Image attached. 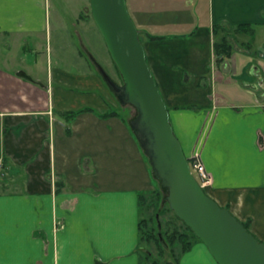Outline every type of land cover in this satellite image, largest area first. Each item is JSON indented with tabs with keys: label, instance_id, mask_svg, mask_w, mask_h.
Masks as SVG:
<instances>
[{
	"label": "crops",
	"instance_id": "crops-1",
	"mask_svg": "<svg viewBox=\"0 0 264 264\" xmlns=\"http://www.w3.org/2000/svg\"><path fill=\"white\" fill-rule=\"evenodd\" d=\"M128 3L174 131L187 157L200 151L212 175L207 193L264 241V0ZM43 7V0H0V36L36 41ZM242 24L253 31H238ZM226 35L234 50L219 64L215 43ZM86 63V73L59 66L46 82L15 70L48 93L0 111L7 264L142 262L140 195L156 180L126 118L110 107L115 97L93 58ZM106 168L109 181L100 178ZM178 264L219 263L195 240Z\"/></svg>",
	"mask_w": 264,
	"mask_h": 264
},
{
	"label": "water",
	"instance_id": "water-1",
	"mask_svg": "<svg viewBox=\"0 0 264 264\" xmlns=\"http://www.w3.org/2000/svg\"><path fill=\"white\" fill-rule=\"evenodd\" d=\"M90 7L123 83L116 81L94 57L93 60L119 101L136 107L130 126L149 159L153 175L167 188L170 208L206 244L219 264H264V241L210 196L193 173L127 0H90ZM19 75L33 79L23 70ZM160 238L166 245L161 232Z\"/></svg>",
	"mask_w": 264,
	"mask_h": 264
},
{
	"label": "rangeland",
	"instance_id": "rangeland-1",
	"mask_svg": "<svg viewBox=\"0 0 264 264\" xmlns=\"http://www.w3.org/2000/svg\"><path fill=\"white\" fill-rule=\"evenodd\" d=\"M43 2L46 25L43 31L37 35L36 41L30 40L29 37L26 40L24 34L0 36V111L14 108L15 106L12 104L26 107L33 97L48 93V91L40 89L44 88L41 87V84L35 86L31 82L19 78L15 73L16 69L30 71L35 77L46 82L59 66L68 69L77 68L86 73L88 71L86 60H91V57H94L116 81L123 83V77L112 58L106 40L91 14L90 0H43ZM128 5L131 13L130 3ZM195 14L197 15V13ZM140 35L143 39L141 32ZM111 93L115 97L117 107L114 108L112 104L110 107L117 109L129 122L137 113L136 107L132 104L121 103L113 91ZM108 111H111V108ZM1 153L2 141L0 137ZM2 162L3 160L0 159V165ZM3 170L0 166V176H2ZM111 172L109 168L103 169L100 178L103 181H109L114 178ZM117 173L118 171L115 176ZM139 174L142 175L140 171ZM153 183H155V187L160 186L158 180ZM211 184L212 182L205 188L210 187ZM154 189L152 187L147 190L146 196L140 203V217L144 218L141 220V230L139 223L140 255L148 259L149 262L155 259L174 261V257H176L174 254L181 253L184 243L178 239L171 244V235L174 231L179 234L185 232L193 234L194 231L192 233L187 224L170 208L166 192L162 188L160 192H156L157 190L154 191ZM159 220L161 223L158 222ZM159 224H161L165 239L172 246L171 252L166 250L159 241L157 236L160 229ZM12 245L17 251V241ZM18 254L19 252L11 257L18 260L20 256ZM3 256H0V264H7L5 260L7 258Z\"/></svg>",
	"mask_w": 264,
	"mask_h": 264
},
{
	"label": "trees",
	"instance_id": "trees-1",
	"mask_svg": "<svg viewBox=\"0 0 264 264\" xmlns=\"http://www.w3.org/2000/svg\"><path fill=\"white\" fill-rule=\"evenodd\" d=\"M222 29V26L221 25H216L215 27H214V30L217 32V31H219V30H221ZM238 31H245V32H252L253 31V29H252V27H251V25L250 24H242V25H239L237 28H236ZM140 31V30H139ZM140 38H141V35H140ZM142 40V39H141ZM233 50H234V45L232 44V42L229 40V38H228V36L226 35V36H224V37H222V39L220 40V41H218V42H216L215 43V53H216V56H217V62L220 64V63H222L223 61H224V59L226 58V57H230L231 55H232V52H233ZM112 112V111H111ZM110 112V113H111ZM127 123H128V125L130 126V121L128 122L127 121ZM131 127V126H130ZM154 178L156 179V180H158L155 176H154ZM159 181V180H158ZM160 182V181H159ZM161 188L166 192V194H167V188H165V187H163L162 186V184H161V182H160V186H158V187H156L155 189H154V191H156V192H160L161 191ZM207 192V191H206ZM146 193L144 192V193H142L141 195H140V203H141V200H142V198L144 197V196H146L145 195ZM142 219H144V218H141L140 219V230H141V226H142V224H141V220ZM159 223H161L160 222V220L158 221ZM245 225H246V227L250 230V223L249 222H243ZM188 226V225H187ZM158 227H159V225H158ZM188 228L190 229V230H192L189 226H188ZM159 229V228H158ZM162 229V228H161ZM160 232L162 233V237H163V239H164V241H165V243H166V245L164 244V242L161 240V238H160ZM192 233H193V230L191 231ZM157 236H158V238H159V241H160V243L163 245V247L166 249V250H168V251H172V246H170V243L172 244V242L174 243V242H176V240H180L181 242H183L184 243V247H183V249H182V251H181V253L179 254V255H175L174 254V256H176V257H174V261L173 260H166V261H161V260H153L152 262H149L148 261V259H146L145 257L143 258L142 257V262H141V264H178V262H179V260H180V258H181V256H182V254L184 253V252H186L187 250H189L190 248H191V246H192V244L194 243V241L195 240H201L195 233H193V234H190V233H188V232H185V233H181V234H179V232H177V231H174L173 232V234L171 235V237H170V243L165 239V237H164V234H163V232H162V230H158V233H157ZM192 237H193V239H192Z\"/></svg>",
	"mask_w": 264,
	"mask_h": 264
},
{
	"label": "built area",
	"instance_id": "built-area-1",
	"mask_svg": "<svg viewBox=\"0 0 264 264\" xmlns=\"http://www.w3.org/2000/svg\"><path fill=\"white\" fill-rule=\"evenodd\" d=\"M1 159V158H0ZM190 166L197 176L199 182L203 187H207L212 182V175L207 169L200 151L196 150L194 154L189 158Z\"/></svg>",
	"mask_w": 264,
	"mask_h": 264
}]
</instances>
